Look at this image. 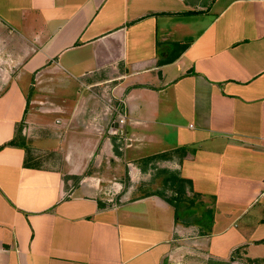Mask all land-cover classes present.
Returning a JSON list of instances; mask_svg holds the SVG:
<instances>
[{"label": "crops", "instance_id": "1", "mask_svg": "<svg viewBox=\"0 0 264 264\" xmlns=\"http://www.w3.org/2000/svg\"><path fill=\"white\" fill-rule=\"evenodd\" d=\"M19 126L50 154L0 149V264L259 251L264 0H0V146ZM160 170L191 181L178 215Z\"/></svg>", "mask_w": 264, "mask_h": 264}, {"label": "trees", "instance_id": "2", "mask_svg": "<svg viewBox=\"0 0 264 264\" xmlns=\"http://www.w3.org/2000/svg\"><path fill=\"white\" fill-rule=\"evenodd\" d=\"M173 59H175V57H169L164 60H161V62L173 61ZM7 145L22 147L25 149V152H28L27 143L24 137L21 135V126L17 128V132L15 136L10 141L0 146V149ZM181 150L185 152L184 148H181ZM26 163H27V158L25 160V164ZM160 173L161 174L163 173V178L161 181L162 191L161 190H157L156 192L147 191L145 192V195L157 193L165 197L164 191L169 189L171 191V194L166 199L170 204H172L175 207L176 215H178L177 210L182 202H188L189 206H192L194 204L195 197L189 198L185 195L187 189L191 190L192 188V184L189 179L180 176L178 173L169 172L166 170H160ZM195 196H199V194H195ZM218 264H225V263L220 262Z\"/></svg>", "mask_w": 264, "mask_h": 264}, {"label": "rangeland", "instance_id": "3", "mask_svg": "<svg viewBox=\"0 0 264 264\" xmlns=\"http://www.w3.org/2000/svg\"><path fill=\"white\" fill-rule=\"evenodd\" d=\"M26 142L28 143V146H29V150H30L29 154L34 156L36 158L37 162H39L40 164L44 163L45 161L48 162L49 157H46L45 155L46 154L49 155L50 153H46V154L40 153V151L35 147V145L32 141V138H30L28 136L26 137ZM56 157H58L59 159L62 158L60 155L59 156L52 155L51 160L54 161ZM90 172H91V170H90ZM145 187L147 188L146 192L149 190L152 191L153 189L160 190V188H161V186L157 185V184H147V185H145ZM168 194H170V192H168ZM212 212H213L212 217H214V211H212ZM204 218L205 217H203V223L205 222ZM219 225H220V223L217 224V227ZM214 227L211 226V228L210 227L206 228V226L203 225V228L207 229V231H209V232L212 231V229ZM203 228H202V230H204ZM237 236L238 235L236 232H233V233L229 232V233L224 234L223 236H218L217 238H215L214 240L217 242L218 250L221 252L225 251V249L222 248V246L224 245L223 243L224 242L227 243L228 240H231ZM263 244H264V241H263ZM230 257L231 258H229V259H231L232 262H228L226 264H264V245H262V247L260 248L259 251H257V252L255 251V253H252V254H248V251H246L244 249H235Z\"/></svg>", "mask_w": 264, "mask_h": 264}, {"label": "built area", "instance_id": "4", "mask_svg": "<svg viewBox=\"0 0 264 264\" xmlns=\"http://www.w3.org/2000/svg\"><path fill=\"white\" fill-rule=\"evenodd\" d=\"M125 120H126V116H125V114H122V113H120L119 114V123H124L125 122Z\"/></svg>", "mask_w": 264, "mask_h": 264}]
</instances>
